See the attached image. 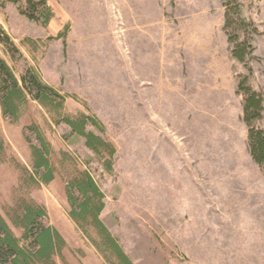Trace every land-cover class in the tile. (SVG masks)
I'll return each mask as SVG.
<instances>
[{"label":"rangeland","instance_id":"obj_1","mask_svg":"<svg viewBox=\"0 0 264 264\" xmlns=\"http://www.w3.org/2000/svg\"><path fill=\"white\" fill-rule=\"evenodd\" d=\"M123 1L48 0L53 17L45 26L23 17L11 0H0V25L20 50L13 58L0 45V59L17 79L35 70L66 99L60 113L30 100L16 124L4 119L0 107L6 145L0 212L7 215L24 201L44 207L66 242L54 264H110L68 216L66 184L75 172L89 171L105 196L101 220L131 263L264 264V169L251 159L244 97L237 93L247 77L264 94V0H237L245 21L237 36L252 48L245 64L231 56L228 35L236 31L225 30V0H163L166 58L159 90L149 64L151 44L124 38L125 21L135 12ZM201 37L216 38L211 50L220 52L222 64L214 70L223 75L227 65L229 74L219 91L208 92L211 106H200L196 92L171 88L179 87L182 71L188 80L183 85L196 84L192 73L198 68L189 60L188 68L173 62L197 51L193 38ZM186 94L197 104L187 98L182 105ZM81 114L103 130L88 124L87 131L113 146L112 173L103 165L108 154L91 153L85 139L62 123ZM31 124L52 146L54 181L48 185L25 182L26 172L35 173L22 131ZM256 126L264 130V111Z\"/></svg>","mask_w":264,"mask_h":264},{"label":"trees","instance_id":"obj_2","mask_svg":"<svg viewBox=\"0 0 264 264\" xmlns=\"http://www.w3.org/2000/svg\"><path fill=\"white\" fill-rule=\"evenodd\" d=\"M19 13L27 20L48 26L53 13L48 7V0H11ZM226 25L228 29L236 31L229 34L228 41L233 45L231 56L237 62L245 64L251 55V44L248 39L242 40L238 30H243L244 19L239 15L240 6L237 0H225ZM228 33V32H227ZM5 33L0 25V45L5 48L7 55L17 57L20 50ZM249 78H242L238 83L237 93L243 95V122L248 128V145L251 159L256 165L264 169V130L256 126L263 118L264 94L254 91L249 85ZM32 100L51 111L60 113L64 108L65 98L61 97L54 88L41 81L39 74L32 69L26 70L20 79L6 60L0 59V107L4 119L16 124L22 117L25 105ZM59 123V122H58ZM64 124L72 132L85 140L86 147L99 158H109L103 165L112 173L115 150L113 146L86 127L100 124L90 116L81 114L77 118H66ZM26 143L29 144L34 172H26L25 182L35 180L38 184L48 185L54 181V167L50 160L52 146L46 139L42 129L37 124H31L23 130ZM32 139L34 140L32 142ZM6 156V145L0 139V163ZM89 171L75 172V177L66 184L68 203L71 205L70 219L77 225L93 245L101 252L110 264H133L123 251L110 231L101 220V213L105 209L104 194L92 178ZM7 215L0 212V264H54L55 258H63L66 242L57 229L50 223L46 209L34 202L24 201L14 204ZM13 228L22 232L18 237ZM93 231V232H91Z\"/></svg>","mask_w":264,"mask_h":264},{"label":"crops","instance_id":"obj_3","mask_svg":"<svg viewBox=\"0 0 264 264\" xmlns=\"http://www.w3.org/2000/svg\"><path fill=\"white\" fill-rule=\"evenodd\" d=\"M163 0H124L123 4L127 7L129 5V9L134 11V17L130 19V23L125 21L124 28V38H139L140 43L149 42L151 44L152 51L154 50V54L150 53L149 55V64H152L153 74L156 78V89L159 90V85L163 86V75L165 73V47H164V15H163ZM120 2V0H119ZM150 10L152 12L148 17L147 11ZM116 33V31H114ZM216 38H193L196 42V50L194 53H181L178 55L176 63V68L181 66L182 68H188L187 64L192 65L193 68H198L197 71L194 70L195 73H192V80L196 82L190 88L187 85H183L187 83V79L182 71V76L180 79L179 87L174 88L171 87L172 90H191L192 92H196V96L199 99L200 106H207L212 104L213 96L208 94L210 91H219L220 88L217 85H221L224 83L227 84L229 79V74L227 73V65L224 66L223 75L218 73L214 68L217 65H221L220 61H217L220 52H213L211 49L213 48L212 42ZM181 55H184L181 56ZM189 55H191L189 57ZM226 56V53H225ZM220 59V58H219ZM188 60L190 62H188ZM188 62V63H187ZM214 71V72H213ZM216 84V87L213 85ZM231 94H235L236 85L232 82L231 84ZM163 88V87H161ZM225 88V87H224ZM229 89V88H228ZM193 94V93H192ZM182 105L188 99L192 100L191 104H197V100L194 97L188 96V94L183 97L180 96ZM188 98V99H187ZM183 100V101H182Z\"/></svg>","mask_w":264,"mask_h":264}]
</instances>
